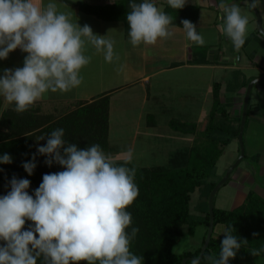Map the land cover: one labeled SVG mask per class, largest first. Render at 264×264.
<instances>
[{"label": "clouds", "instance_id": "1", "mask_svg": "<svg viewBox=\"0 0 264 264\" xmlns=\"http://www.w3.org/2000/svg\"><path fill=\"white\" fill-rule=\"evenodd\" d=\"M261 0H245L255 8ZM187 0H167L175 10L185 7ZM222 10L221 31L232 41L235 49L244 46L249 20L242 15L238 4H218ZM126 15L130 43L155 45L158 39H170L173 18L151 0L136 3L130 0ZM186 37L198 46L206 41L196 25L181 21ZM115 41L94 34L85 24L73 23L71 13L58 10L55 0L42 6L39 0H0V60L20 49L27 55L23 67L4 69L0 76V95L15 105L17 113L27 111L49 91L66 93L83 82L81 69L90 63L84 54L86 45L103 52L105 61L119 59L114 53ZM64 129L57 128L46 138L37 154L47 157L63 170L46 173L34 196L27 191L28 179L10 181V191L0 196V264H142V257L130 252V241L139 228L132 227V215L126 209L139 195L134 182L135 168L117 166L99 144L84 148L64 140ZM128 159H132L129 151ZM36 154L31 162L22 164L32 175L36 168ZM5 153L0 164H11ZM26 221L32 223L25 229ZM232 225L222 226L223 239L219 257H207L210 264H229L247 240L233 235ZM38 234V235H37ZM255 235V234H254ZM264 249H253L258 256ZM190 264H200L193 257Z\"/></svg>", "mask_w": 264, "mask_h": 264}, {"label": "crops", "instance_id": "2", "mask_svg": "<svg viewBox=\"0 0 264 264\" xmlns=\"http://www.w3.org/2000/svg\"><path fill=\"white\" fill-rule=\"evenodd\" d=\"M117 1L55 0L59 11L71 13L73 23H79L80 26L87 24L94 34L107 35V38L114 40V53L119 59L114 58L113 62L108 63L103 52H97L91 45H86L84 54L91 57V60L81 69L82 84L66 93L49 91L35 103H92L103 96H109L108 140L114 158L136 163L134 158L140 152V156L165 158L166 162L161 166H166L176 152L195 147L200 149L206 145L204 140L201 146L198 145L197 136L207 133L209 121L219 115L215 113L218 102L229 112L231 121L236 122L241 115L247 86L228 90V85H238L244 80L251 81L264 74V37L252 26L247 13L245 15L249 24L245 44L237 50L230 39H224L226 36L221 31L217 17L210 22L206 21L205 27L199 29L205 9L208 11L213 8L211 2L201 0L200 4H194L187 0V5L200 7L196 28L206 41L203 46L188 40L183 27L171 24L169 29L174 33L172 38L158 39L155 45L142 43L134 47L129 35L124 32L122 21H105L85 13L77 6L79 2L110 5ZM151 1L156 2L164 11L167 0ZM224 1L229 5L240 4L242 8L246 5L245 0ZM48 2L39 0L42 6ZM219 2L221 0H213V5L219 8ZM211 35H214V46L207 41ZM204 48L207 49L206 53L199 52ZM26 55L16 49L7 59L0 60V76L6 68L23 67ZM200 58H205L206 62L195 61ZM232 59L236 60L235 63H232ZM251 69L255 70L256 75L245 73ZM233 70L242 73L239 80H229ZM252 95L253 91L251 98ZM251 100L249 116L264 129V101L252 104ZM13 105L0 95V119L3 112ZM173 122L194 125L195 129L189 133L177 132L171 128ZM129 151L132 153L131 160L128 159ZM257 154H260L259 162L262 161L264 150H258Z\"/></svg>", "mask_w": 264, "mask_h": 264}, {"label": "trees", "instance_id": "3", "mask_svg": "<svg viewBox=\"0 0 264 264\" xmlns=\"http://www.w3.org/2000/svg\"><path fill=\"white\" fill-rule=\"evenodd\" d=\"M135 2L140 3L142 0H135ZM153 3L158 7L156 2ZM129 4L130 0H119L110 5L79 2L77 6L85 13L105 21L124 22L125 31L128 34L129 25L126 15L130 11ZM199 10V5L187 4L184 8L175 10L166 3L164 8V12L173 18L172 24L181 27H183L181 21L184 19L196 25ZM199 52L206 53L207 49H200ZM195 61L205 63L206 59L200 58ZM241 75L240 71L233 70L229 80H239ZM249 82L250 80H244L238 85L229 84L228 90L245 88ZM262 86L264 88V82ZM250 106L249 103L248 117ZM14 109L15 105L3 112L0 119V156L7 153L13 160L11 164H0V196L6 195L11 190L10 181L14 176L17 179H28L31 183L27 191L34 196V190L39 187L44 174L63 170L55 163L49 167L44 162L47 157L37 154L32 139L38 135L47 137L55 129L63 128L64 140L67 143H75L80 148L99 144L104 149L109 143V96H103L92 103H79L74 115L61 123L51 124L50 122L45 125L32 115L25 119L27 111L17 113ZM215 113L221 115L226 121H231L229 112L221 106L220 102L217 103ZM240 122L241 115L236 120L237 127L234 128V137L237 139ZM15 127L20 130L25 128L21 130V134L13 136V133L10 134L8 131ZM171 128L177 132L189 133L195 129V126L173 122ZM229 143L230 139L212 137L205 141L204 147L176 152L168 165L156 168L139 167L131 161L124 163L114 161L117 166L136 170L134 182L139 189V195L126 209L132 215V224L126 231L130 233L132 227L139 228L135 239L130 241V252L142 257V264H182L184 258L199 256L210 221L208 198L222 179L217 177V163L224 151V146H228ZM33 154H36L37 166L33 174L29 175L22 164L31 162ZM197 189L200 200L195 208L196 213H193L192 193ZM31 223L26 221L25 229ZM228 225H232L235 229L233 235L248 241L242 244L236 257L230 259L229 264H248L258 257H264V251H261L258 256L250 253L253 249H264V195L250 191L244 203L233 210L214 208V233L200 264H210L207 259L209 255L214 254L217 258L219 257L223 234L216 237V228ZM184 227L187 228L190 236H194L199 227L207 228V230L200 247L193 252L177 254L173 248L185 236ZM38 262L44 264L43 258H39ZM190 262L188 261L187 264ZM80 264H87V262L81 261ZM97 264H99L98 261Z\"/></svg>", "mask_w": 264, "mask_h": 264}, {"label": "rangeland", "instance_id": "4", "mask_svg": "<svg viewBox=\"0 0 264 264\" xmlns=\"http://www.w3.org/2000/svg\"><path fill=\"white\" fill-rule=\"evenodd\" d=\"M165 1V0H159ZM201 0H191L194 4H200ZM210 1L213 8L211 10L204 11L205 15L202 18V21L199 25L200 27H205V23L208 21L210 22L215 17L219 20V25H222L223 21L221 19L223 12L220 8H217L213 5V0H205ZM219 1V0H218ZM225 2V1H224ZM85 3V2H84ZM220 3V2H219ZM227 3V2H225ZM90 4V3H86ZM93 5V4H92ZM240 5V4H238ZM241 6V5H240ZM247 7L245 11L243 9ZM242 8V6H241ZM242 8V15L249 14L251 21L253 23L252 26L257 29V21L255 14L253 13L252 9L247 5ZM258 9L261 13L264 25V0H261L260 4L258 5ZM206 17L208 20H206ZM205 18V19H204ZM207 21V22H206ZM124 23V22H123ZM125 26V23H124ZM126 34V31H124ZM227 40L228 38H224ZM207 41L212 44L214 41V35H211ZM232 44V43H231ZM236 61V60H235ZM234 59H232V63H235ZM259 62V60H256ZM245 73L247 75H256L255 70H246ZM259 95V97H257ZM252 104L255 101H264V93L257 90L256 88L253 90V95L251 98ZM78 108V104L76 103H55V104H44V103H34L30 108L27 110V115L25 119L35 116L36 119L42 121L45 125L51 122L53 123H61L63 120L69 119L75 113ZM258 112H262L257 110ZM262 115V113H261ZM209 128L207 133L204 135L197 136V144L202 145L200 143L206 141L210 138H219V139H230V143L228 146H224V151L217 163V177L220 178L226 174L229 168L233 166V164L237 161L240 156L239 150V142L238 139L234 137V128L237 127V123L234 121H226L221 115H217L213 117L212 120L209 121ZM260 124H256L252 121L251 116L248 117L247 125L245 127L244 133V143L246 149V155L238 167L232 172L229 180L227 183L220 188L215 196V207L218 209H225V210H233L236 207L241 206L246 198V195L250 191H254L257 194L263 196L264 195V159L259 162L260 154H257V151L264 150V129ZM21 127V125H19ZM23 127V126H22ZM25 128V127H24ZM24 128H21L24 129ZM18 127L13 128L11 131H8L10 134L13 133V136L16 134H21V131ZM40 134V133H37ZM41 135L36 136L32 139V143L35 146L36 150L38 146H43L46 144V140H39ZM204 140V141H202ZM46 141V142H45ZM223 149V148H222ZM105 154L112 157L113 161L117 162H126L124 159L121 158H114L112 155V150L110 148V143L106 145L103 149ZM154 153V152H153ZM137 153V156L134 158L135 164L139 167H148V168H156L161 165H164L166 160L163 157H156L153 155L150 156H140ZM119 160V161H118ZM128 161V160H127ZM132 162V161H131ZM262 162V164H261ZM155 164L156 166H147ZM131 164V163H130ZM160 164V165H159ZM199 191L198 189L192 193V200H191V208L192 212L196 213V206L199 203ZM27 229V228H26ZM207 228L199 227L194 236H190L187 232V228L184 227L183 231L185 232V236L174 246L173 251L177 254H181L184 252L195 251L198 247L201 246L203 238L205 236ZM222 234V226H218L216 228V237ZM0 243H4L0 241ZM37 264H40L37 262ZM250 264H264V257H258L250 262Z\"/></svg>", "mask_w": 264, "mask_h": 264}, {"label": "water", "instance_id": "5", "mask_svg": "<svg viewBox=\"0 0 264 264\" xmlns=\"http://www.w3.org/2000/svg\"><path fill=\"white\" fill-rule=\"evenodd\" d=\"M251 9H252V11L256 17L257 31L260 35H262L264 37L263 19H262L260 11L258 9V6L255 8H251ZM263 82H264V74L259 76V77L252 79L248 83L247 87L245 88L244 97H243V104H242V108H241L240 129H239V134H238L240 156L237 159V161L233 164V166H231V168L228 169L226 174L217 183V185L214 187V189L211 191V193L209 195L208 205H209L210 221H209V226H208V231H207L205 242L202 245L201 252L198 256L200 258V260L203 256V254L205 253L206 249L208 248L209 243H210V241L213 237V233H214V208H215L214 199H215V196H216L217 192L220 190V188L227 183L232 172L238 167V165L241 163V161L244 159V157L246 155V149H245V143H244V133H245V127H246V122H247V118H248V109H249L251 93H252L254 87H256L257 90L264 93V88L262 86ZM191 260H192L191 257L184 258L182 264H187V262L191 261Z\"/></svg>", "mask_w": 264, "mask_h": 264}]
</instances>
